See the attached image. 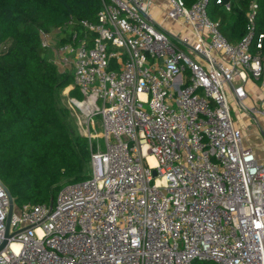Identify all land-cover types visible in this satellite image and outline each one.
I'll return each instance as SVG.
<instances>
[{
    "label": "built area",
    "instance_id": "1",
    "mask_svg": "<svg viewBox=\"0 0 264 264\" xmlns=\"http://www.w3.org/2000/svg\"><path fill=\"white\" fill-rule=\"evenodd\" d=\"M167 1L166 18L182 26L173 33L152 21L150 0H102L77 41L39 30L83 95L72 104L88 124L100 117L105 145L91 144L92 174L63 185L54 204L13 197L10 213L0 178V264H264V161L231 107L264 116L257 3L232 42L208 0Z\"/></svg>",
    "mask_w": 264,
    "mask_h": 264
},
{
    "label": "trees",
    "instance_id": "2",
    "mask_svg": "<svg viewBox=\"0 0 264 264\" xmlns=\"http://www.w3.org/2000/svg\"><path fill=\"white\" fill-rule=\"evenodd\" d=\"M196 0H184L191 6ZM208 0L207 13L232 42L246 33V11L257 3L256 24L264 31V0ZM102 0H0V178L18 205L54 204L63 185L89 177L90 139L72 134L67 107L57 95L66 88L79 100L70 71H60L41 45L39 30H60L59 42L91 32ZM77 36L74 37V34ZM194 260L191 264H216Z\"/></svg>",
    "mask_w": 264,
    "mask_h": 264
},
{
    "label": "rangeland",
    "instance_id": "3",
    "mask_svg": "<svg viewBox=\"0 0 264 264\" xmlns=\"http://www.w3.org/2000/svg\"><path fill=\"white\" fill-rule=\"evenodd\" d=\"M60 30H54L52 36L58 40L60 37ZM49 51V50H48ZM49 53V54H48ZM45 55L52 59L50 52ZM249 97L252 99V104L261 108L260 101L257 100L256 90L249 92ZM58 105L60 107H67L70 111L68 118H66L67 125L72 134H84L90 138L89 146L92 143H100L104 149L105 141L103 137H100L102 130L100 117H95L94 123L86 121L79 108L74 106L71 102V96L69 95V89L62 90L57 95ZM232 115L235 123L238 124L243 132V137H247L253 144H256L259 148H263L264 151V116L262 114L256 115V120L250 115L244 114L239 105L231 99ZM243 138V139H244ZM89 175L92 174L91 162L88 170ZM215 263L214 261H211Z\"/></svg>",
    "mask_w": 264,
    "mask_h": 264
},
{
    "label": "crops",
    "instance_id": "4",
    "mask_svg": "<svg viewBox=\"0 0 264 264\" xmlns=\"http://www.w3.org/2000/svg\"><path fill=\"white\" fill-rule=\"evenodd\" d=\"M150 13L152 21L158 25L159 27H162L164 29H167L170 32H175L178 29H182V26L178 23L169 21L166 18V12L169 8V4L167 0H150ZM49 50V51H48ZM50 52V55H52V59L55 62V52L53 50L47 49L46 53ZM49 54V53H48ZM58 69L60 71H68L65 69V67L57 64ZM247 87L252 92L253 90H256L259 87V82L254 80H249L247 83ZM70 95V94H69ZM252 99L249 98L248 101L250 102ZM244 138V137H243ZM244 144L247 146H250L255 154L258 156L259 159L264 161V151L263 148H259L256 144H253L247 137L243 139Z\"/></svg>",
    "mask_w": 264,
    "mask_h": 264
},
{
    "label": "water",
    "instance_id": "5",
    "mask_svg": "<svg viewBox=\"0 0 264 264\" xmlns=\"http://www.w3.org/2000/svg\"><path fill=\"white\" fill-rule=\"evenodd\" d=\"M9 197H10V201H11V207H10V213L13 210V195L12 193L9 191ZM7 240H5L1 245H0V250L6 245Z\"/></svg>",
    "mask_w": 264,
    "mask_h": 264
},
{
    "label": "bare ground",
    "instance_id": "6",
    "mask_svg": "<svg viewBox=\"0 0 264 264\" xmlns=\"http://www.w3.org/2000/svg\"><path fill=\"white\" fill-rule=\"evenodd\" d=\"M149 159L151 160V163H154V158L153 157H149Z\"/></svg>",
    "mask_w": 264,
    "mask_h": 264
}]
</instances>
